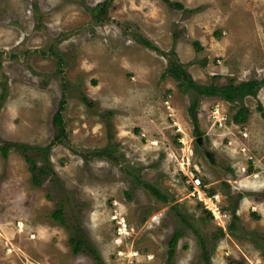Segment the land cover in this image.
Wrapping results in <instances>:
<instances>
[{
	"label": "rangeland",
	"instance_id": "rangeland-1",
	"mask_svg": "<svg viewBox=\"0 0 264 264\" xmlns=\"http://www.w3.org/2000/svg\"><path fill=\"white\" fill-rule=\"evenodd\" d=\"M104 1L0 0V144L47 145L65 100L52 176L33 184L20 150L0 154V264H97L73 252L78 232L101 264H264V0ZM172 63L200 85L260 84L236 102L197 95L195 135Z\"/></svg>",
	"mask_w": 264,
	"mask_h": 264
},
{
	"label": "trees",
	"instance_id": "trees-1",
	"mask_svg": "<svg viewBox=\"0 0 264 264\" xmlns=\"http://www.w3.org/2000/svg\"><path fill=\"white\" fill-rule=\"evenodd\" d=\"M112 1V0H106L102 3H99L98 7H100V13L104 14L106 10V2ZM164 3L169 4L168 0H162ZM173 6L176 8H182V6L179 3H173ZM99 13V12H98ZM100 16V14H98ZM141 43L150 49L157 50L156 47H154L151 42H149L147 39H140ZM197 46V43H195ZM166 73H168L170 76H172L174 79L177 80V85L181 89H189L193 92V97L190 100V103L188 105L187 111L190 116V121L193 124V132L195 135H200L198 124H197V118L195 113V109L198 103L197 95H203V96H215L219 95L223 100L227 102H236L239 99H241L245 95H254L256 92L257 86L260 84V82H257L256 80H247V81H241L239 83L233 84L232 82H229L225 85H200L195 83L194 80H192L191 76L186 72V70L183 69L182 66L178 64H169L168 67L165 69ZM7 86L6 82H0V106L3 103V100L6 97ZM196 94V95H195ZM83 102L86 103L88 106H91L93 102L88 99L87 97L83 96L81 97ZM65 100L61 99L58 102L57 108L53 114L52 123L54 127L57 129L56 134H54L52 141H50L47 145L43 147L39 146H29L24 143H2L0 144V154L5 157L6 153L8 152V149L10 147H14L21 151V154L24 158V160L28 163V168L31 173V182L33 184H38L43 177H50L53 174V171L51 169V166L48 163V151L51 148V146L59 140V137L65 136L64 135V127H63V117L62 112L64 108ZM259 112L262 117H264V111L261 107H259ZM246 117L244 115V108L239 107L236 112L232 115V120L235 123H243L245 121ZM29 152H34L35 157L38 156L41 158L42 162L41 164H36L35 157L29 154ZM106 150H99L94 153H92L93 156H104L108 153H106ZM91 155V156H92ZM144 187L156 198L163 199L162 195L160 194L159 190L154 187L153 185L149 183H144ZM210 195V193H208ZM208 216H210V213L208 211H205ZM63 210L61 207L56 208L51 216L53 219L57 220L61 225L64 224V219L62 217ZM229 228L232 229L233 225H229ZM179 237V234L177 232H174L172 236L170 237L168 241V257H170L173 253V248L176 244V241ZM69 243L72 245L73 252H79L80 249H85L86 252L97 262V264H101L100 259L96 251L88 244V242L83 238L82 235H80V232L75 233L69 238ZM235 264V263H230ZM236 264H242V263H236Z\"/></svg>",
	"mask_w": 264,
	"mask_h": 264
},
{
	"label": "built area",
	"instance_id": "built-area-1",
	"mask_svg": "<svg viewBox=\"0 0 264 264\" xmlns=\"http://www.w3.org/2000/svg\"><path fill=\"white\" fill-rule=\"evenodd\" d=\"M183 174L185 176L184 182H186V184L191 188V195H195L197 197V199L199 201L201 200L203 203H206L205 198H209V201L212 205L213 201L211 199H213L215 196L207 194L205 197V193L201 187L202 183H201V179H200L199 175L193 173L192 171L184 172ZM205 207L209 210H212L208 205H205ZM214 207H216V206H214Z\"/></svg>",
	"mask_w": 264,
	"mask_h": 264
},
{
	"label": "flooded vegetation",
	"instance_id": "flooded-vegetation-1",
	"mask_svg": "<svg viewBox=\"0 0 264 264\" xmlns=\"http://www.w3.org/2000/svg\"><path fill=\"white\" fill-rule=\"evenodd\" d=\"M198 137H200V136H196L195 137V143L197 144V146H199L200 148H201V151H202V153H203V156H204V158H205V160L206 161H208V159L206 158V155H205V153L206 152H209L206 148H205V146H204V140H203V138L202 137H200V139H196V138H198ZM211 158H212V162L213 163H210L209 161H208V163H210V164H214L215 163V159H214V155L211 153Z\"/></svg>",
	"mask_w": 264,
	"mask_h": 264
},
{
	"label": "water",
	"instance_id": "water-1",
	"mask_svg": "<svg viewBox=\"0 0 264 264\" xmlns=\"http://www.w3.org/2000/svg\"><path fill=\"white\" fill-rule=\"evenodd\" d=\"M196 139L198 140V139H200V137H198V138H196ZM205 155H206V158L208 159V161H209L210 163H213V162H212L213 160H212V158H211V153H210V152H206Z\"/></svg>",
	"mask_w": 264,
	"mask_h": 264
}]
</instances>
